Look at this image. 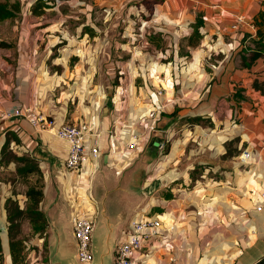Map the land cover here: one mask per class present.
<instances>
[{
  "label": "crops",
  "instance_id": "1",
  "mask_svg": "<svg viewBox=\"0 0 264 264\" xmlns=\"http://www.w3.org/2000/svg\"><path fill=\"white\" fill-rule=\"evenodd\" d=\"M36 1L21 0V14L16 20H19L18 25L22 31L18 35L16 46L0 48V55L1 53L5 55L3 58L0 56V152L7 130H12L21 139L20 144H13L14 148L38 158L39 165L44 171L45 196L41 208L49 219L47 226L51 233L48 239L52 249L56 241L53 230L59 232V238L61 237L59 241L62 239L67 241L68 233H70L77 243L73 227L75 213L90 209L93 215L97 216L98 198L94 195V179L97 172L102 170L101 182L105 194L117 189V192L124 191L130 199L133 197L130 216L116 229L115 243H112L110 239L107 241L111 246L112 255L116 243L130 231L132 219L160 215L176 223L175 236L165 246L159 241L156 242L153 252H148V255L141 259L143 264H172L173 257L176 258V264H256L262 260L264 258V216L256 209V203L260 193L264 191V92L260 89L262 94L259 97L255 96L250 99L246 97V104L242 105V108L238 110L234 107L233 109L232 105L237 106V102L230 100L228 103L225 98L228 97V90L232 89L233 79L239 76L227 72L230 67L220 69L217 67L210 73L215 79L207 85L209 78L204 80L206 74L202 71L207 72L204 63L214 48L228 51L227 54L231 55L239 49L237 46L242 44V41L256 37L257 33L245 24L240 25L239 28H234L232 24L235 22V15L240 13H249L250 16L248 14L247 16L254 20L258 11L264 9L263 0H164L152 4L151 8L156 11L153 19L157 22L153 20L157 25L153 24L155 33H152L160 34L167 40H170L172 36L177 37L178 41L176 40L173 46H171L172 43H168L170 47L167 52L174 55H179L181 38L191 36L194 32V23L198 16L201 15L204 21L200 27V32L204 36L203 44L195 50L194 46L191 47L194 44L188 45L187 48V53L192 54V57L187 60L189 61L187 72L192 79L187 83L191 88L186 90L185 106L181 108L178 104L179 106L176 105L174 110L171 105L168 112H162L159 95L161 90L154 92L150 87L153 81L156 82L161 73L167 72L168 69L171 77L167 75L168 82L165 81V84L170 88L174 86V83L179 82L178 71H176L178 73L176 82L172 76L173 70L178 68L177 61L172 60L168 65L152 64L154 72L153 77L148 75L149 79L143 74L145 84L141 88V93L132 98L134 104L128 103L115 92L113 96L111 94L107 96L103 92L100 97L96 96V93L90 94L91 98L94 96V99L88 100L90 102L83 100L81 96H86L79 93L78 98L72 99V90L68 88L70 84L68 78L71 77L69 61L72 64L75 63L74 65L79 64L76 67L77 72H80L83 52L80 50L69 52L65 48L56 46L53 48L54 46H49L48 43L42 46L43 41H39L46 36L52 40L53 32L62 31L54 26L57 17L49 15V12H57L65 0L61 3L57 1L51 3L52 6L40 7L39 12H34ZM140 2L144 5V0ZM93 3H96V0L85 4ZM228 8L238 12H232L234 16H230L226 12ZM167 9L170 10V14L176 13L178 17L171 18L174 16H170ZM197 9H199L198 13H191L192 10L195 12ZM165 24L178 26L179 29L168 34L166 30L169 31V29L165 28ZM42 32L43 35H41ZM209 37L212 41L216 38L218 42L215 44H211V41L207 42ZM259 61L257 59L258 64ZM111 63L115 65L119 61ZM129 67L130 64L127 67L124 63L118 64L113 76L118 75L122 82L127 78L125 68ZM89 68L88 70L93 71L94 74L98 66L94 64ZM108 72L111 77L112 71ZM77 75L82 77L81 73ZM89 76L91 77L90 74H85L82 79L77 78L75 82L78 84L86 82L84 86H87L93 81ZM110 77L107 82L111 84L107 86L113 88L115 84ZM105 82H96L97 88L105 86ZM158 84L161 82L156 83L157 86ZM205 85L208 90H203ZM117 86L122 87V85ZM196 86H200V89L195 88ZM179 98L178 96L173 101ZM18 104L33 106L55 120L57 126L66 121L88 122L91 127L89 144L93 147L94 139L97 140L99 156H93L83 170H68L65 160L69 142L59 138L53 130H38L28 124L24 118L5 113L7 109ZM69 105H72L73 109L69 110ZM153 110L157 112L151 115ZM224 112L228 114H226L227 118H236L240 120V123L235 121L234 127L222 128L215 133L199 124L202 118H210L216 123L217 119L221 118L219 114ZM197 116L200 117L199 120L193 119ZM181 118L186 119L185 126H181L184 128L182 134L202 135L203 141L205 137L211 135L207 144L213 149L211 155L218 157V160H223L219 157L220 153L226 151L225 141L240 135L239 148L242 150V155L239 158L241 160L235 161L233 179H230L231 171L227 173L229 181L223 178L219 180L207 178L205 180L208 181L205 182L202 178H196V184L191 190H182V188L170 185L168 193L172 195L174 193V197L172 195L170 197L161 196L155 202L149 201L147 196L151 189L153 176L148 177L147 180L143 178L145 169L147 166L149 169L152 164L151 162L146 163L144 157L149 148H152L155 156L158 154L157 151L163 155L164 142L171 140L166 150L169 153L163 155L168 158L158 164V170H165L172 159L175 164L173 165L177 166L179 160L177 156L179 154L180 157V152L184 151L182 139L175 137L179 133L175 123ZM136 132L141 134L139 147L131 148L128 143L131 142ZM152 135L154 137L150 140ZM204 144L200 143L199 149L203 148ZM245 152H249L246 157H244ZM193 153L195 150L191 148L190 154ZM200 161L205 166V163L210 160ZM211 166L214 168V165ZM193 167L194 164L187 166V171L183 172L177 167L167 169L165 176L158 175L157 177L158 179L159 177L160 179L165 178L167 183L175 182L180 177H184L186 182L192 181L190 168ZM209 170L206 167L205 171ZM200 176L206 177L205 174ZM88 180H91V189L85 191ZM177 189L178 193L175 191ZM7 222V210L3 204L0 210V224L4 225ZM44 241L45 237L38 235L30 240V243L36 247L27 254V264H48L44 262L41 253ZM3 245L4 264H12L8 236H3ZM27 247L29 249L30 246ZM62 253L68 255L66 250Z\"/></svg>",
  "mask_w": 264,
  "mask_h": 264
},
{
  "label": "rangeland",
  "instance_id": "2",
  "mask_svg": "<svg viewBox=\"0 0 264 264\" xmlns=\"http://www.w3.org/2000/svg\"><path fill=\"white\" fill-rule=\"evenodd\" d=\"M90 1L91 0H65V3L60 7V9L57 10V12L50 11L49 15L57 17V22L54 26H57V28H60L62 31H59V33L53 32L54 35L52 36V40H49V37L47 36L39 40L40 42L43 41L42 46H45V43H48L49 46H54L53 48L61 47L65 48L66 51L68 50L69 52H76L75 50H80V52H83V56L81 57L83 61H80V63L82 64L80 72H77L76 67L79 64L74 65L75 63L72 64L71 61H69L71 67V73L69 74H71V77L68 78L70 79L68 88L72 90V99L78 98L79 93L80 95L83 94L86 96H81L83 100L90 102L92 99H94V96L93 98H91L92 96L90 94L96 93V96L100 97L103 92L107 94V96L109 94L113 96L115 92L118 93V95H120L122 98H124V100H127L128 103L134 104L132 98L141 93V88L145 84L143 74H145L146 78L149 74L153 77L152 73L154 71L152 69V64L168 65L170 60H172L173 62L177 61L178 63V68L173 70L172 76L174 77V82H176V74L179 73V82L174 83V86L170 88L165 84V81L168 82L166 80L167 75L171 77L168 69L167 72L163 71L161 73L156 82L153 81L150 89H152L154 92L156 90L158 91V89L161 90V94L159 95L161 96L160 98L163 108L162 112H168V108H170L171 105H173L172 109L174 110L176 108V105L178 104H180V106L178 105L179 107L183 108L185 106L184 96H186V90L191 88L187 83L190 79H192V77H190L189 73L187 72V65L189 64V61L187 60L192 57V54L189 52L187 53V48L190 44H194L191 46L192 48L194 46V50L198 47H201L204 38L203 34L200 33V36H198L197 34L192 33V37L190 35H187L181 38V40L179 41V55H174L173 53L167 52L170 47L168 43H172L171 46H173L174 42L177 40V37L175 38L172 36L170 40H167L160 34H154L155 31H153V24L157 25V22L156 19H153L156 15V11L154 10V8H151L153 7V3L149 1L146 2L145 0L144 5L140 2L142 0H96V3L85 4L89 3ZM198 11L199 9H197L195 12L194 10H192L191 13L196 14V12L198 13ZM167 12L170 16H174L171 18L178 17L176 13L170 14L169 9H167ZM226 12L230 14V16H234L232 12L236 13L238 11L232 8H228ZM247 14L250 16L249 13ZM16 18H19V16L0 22V38H3L0 40L8 39L9 42L14 44V46L12 47L16 46L18 35L22 31V28H20V26L18 25L19 20H16ZM153 20L156 23H154ZM84 27H88L89 29L83 31ZM165 28L169 29V31L166 30L168 34H171V31L174 32L179 29L178 26L174 27L172 24L171 26L167 24ZM41 35H43V32ZM225 39L228 40L227 37H225ZM47 40H49V42ZM206 41H211V44H215L216 42H218L216 38L214 39V41H212L211 37H209V39H207ZM259 41L260 39L257 35L253 39H248L246 41L244 40L242 41V44H239L237 46V48L239 49L231 55L227 54L228 51H221L220 48H214L212 54L207 58L208 61H205L207 64L204 63L207 72L204 73L202 71V73L206 74L204 80H207V78H209L207 85L213 82V80L215 79H213L212 77L213 74L210 73L215 71L217 67L219 69L221 67H230L227 69V72H231V74H237L239 76L238 78L233 79L232 89L228 90V97L225 98V101L228 103L230 100L235 101V103L237 102V106L232 105L233 109H235L234 107H237L238 110L239 108H242V105L246 104V97L247 99H250L255 96L259 97L260 94H262L260 93V89L255 90L253 82L256 77L259 81L264 80V56H261L259 58V64L257 63V60L252 63V66L256 64L254 67L243 66V56L246 55L250 58L252 48H255L256 44H259ZM0 56L1 58H3V56L5 57L4 53H1ZM113 61H119L118 64L121 65L122 63H124L126 67L130 64V67L128 69L125 68L127 78H125L122 82H120L118 75L113 76V72L117 70L118 66L117 63L113 65V63H111ZM94 64H97L98 69L93 74V71H90L88 69H90L89 67ZM109 70L112 71L111 77L109 75L110 73L108 72ZM176 71H178V73H176ZM80 73L82 74V77L85 74H90V79H93L91 84L84 86L86 82L80 84H78V82L76 83L75 81H77V78L82 79L81 76L77 75H80ZM109 77L113 81V84H115L113 88H109V86H107L111 84L107 82L109 81ZM101 81H103V83L106 81V85L97 88L98 84L96 82L99 83ZM158 82H161V84H158L157 86L156 83ZM200 82L203 83V81ZM184 84L186 87L184 86ZM117 85H122V87L118 88L119 86ZM207 85H205V88L203 90L207 89ZM199 87L200 86H196L195 88H198L199 90ZM208 88H210V86ZM235 94H237L238 96ZM178 96L180 98L176 99L177 101L174 102L173 99ZM89 99L90 101H88ZM255 101H259V99H255ZM68 109H73L72 105H69ZM226 114V112L219 114L221 118L220 120L217 119L218 123H214L210 118H202L199 120V124L204 126L205 129L207 128L208 131H214L215 133V131H218L222 128L226 129L229 126L234 127L233 125H235V121H239L240 123V120H236V118H227ZM185 120L186 119L181 118L177 123H175V127H178L179 129V133L175 137L178 139H182L184 151L180 152V157L179 154L177 156V158H179L177 166H174V160L172 159L169 163V166L166 167L165 170L167 171V169L177 167L179 171L183 172L187 171V166H193L194 164V167L190 168L193 180H188L186 182L183 179L184 177H180L175 182L167 183L165 178L160 179L159 177L158 179V175H166L164 169L158 170V164L163 160H167L168 156L164 157L163 155L169 153V151L166 152V150L169 147L171 140H166L164 142L163 155L160 154L159 151H157L158 154L155 156L152 153V148H149L148 153L144 158H146V163L151 162L152 165H150L149 169L147 166L143 178V180H147L148 177L153 176L151 189L150 192H148L147 196V199L149 201L155 202L157 201V198L161 196H167V193L170 192V185L171 187L174 186L176 188H182V190H191L196 184V178H202V180L205 182L208 181L205 180L207 178L218 180L223 178L224 180L229 181V176L227 173L231 171L230 179H233V176L235 175V161H240L241 159L239 158V156L242 155V150L239 148V140L241 136L239 135L225 141L224 144L226 151H224V153H220L219 157L223 160H218V157L211 155V153H213V149L207 144V142L210 141L211 135L205 137V140L203 141L202 135L192 136L190 134L185 135L186 133L182 134L184 128H181V126H185ZM153 137V135L150 136V140H152ZM186 140L187 142H185ZM200 143L205 144L203 148L199 149ZM191 148L195 150V153L190 154ZM13 150L15 152L17 151L18 155L23 154L22 151L20 152L15 148ZM203 159L210 161L206 162L205 166H203V163H201L200 161ZM219 162H221V164ZM211 165H214V168ZM206 167L210 169L208 172L205 171ZM102 173L103 171L99 170L94 179V195L98 198V214L97 216H94L95 227L92 232L91 244V248L94 254V262L101 261L102 253L106 252L109 248L107 242L109 239L112 241V243H115L117 239L116 229L121 224V222L123 223L128 218V216H130V209L133 205V197L130 199L128 195L124 194V191L117 192V189H113L111 192H107L106 194L103 192L101 182ZM201 174H205L206 177H202L203 175L200 176ZM41 182H44V179H41L37 173H19L17 171L15 162H10L8 164L2 165L0 164V210L2 209V205H5L6 199L9 196L18 198L21 206H25L27 204L26 191L28 187L32 184ZM87 183L91 186V180H88ZM175 191L177 193L179 192L178 189ZM174 196L175 194L173 193L172 197ZM117 221H119L120 223ZM5 225L7 227V224H4V226ZM53 232L56 236L55 249L53 250L55 252V257L61 260L62 258L66 260H62L63 264H82L77 257V243L74 237L71 236L70 233H68L69 239L67 241L66 239H62L59 241V239H61V237L59 238V232L56 230H53ZM50 233L51 230H48V226L46 227L44 232L36 233L32 228L31 220L27 217H24L22 219L21 234L25 237L26 242H28V246H30L29 249H27V254H29V251L32 248L36 247L34 244L30 243V240L33 237H36L37 235L45 237L41 253L44 262L48 264H50V256L52 250V246H50L48 239ZM3 236H8L7 230L3 231ZM46 242H48L49 244L48 248H46L44 245ZM63 250L64 252L66 250L68 255H64V253H62ZM56 251H58L57 255ZM61 254L62 258H60ZM112 262L113 255L109 253L104 257V264H112Z\"/></svg>",
  "mask_w": 264,
  "mask_h": 264
},
{
  "label": "built area",
  "instance_id": "3",
  "mask_svg": "<svg viewBox=\"0 0 264 264\" xmlns=\"http://www.w3.org/2000/svg\"><path fill=\"white\" fill-rule=\"evenodd\" d=\"M61 3L62 0H56ZM245 24L257 33V25L247 14L240 13L235 15V22L232 24L234 28H239ZM156 110L151 112L154 115ZM7 114H13L24 118L28 124L38 130H53L56 135L69 142L68 154L65 160V166L68 170H83L92 157H98L100 154L97 140L94 139V146L89 144L91 127L86 121L64 122L61 125L56 124L46 114L37 110L28 104H18L5 111ZM141 134L136 132L133 139L128 143L131 148H138ZM249 152L244 153V157ZM91 189L90 184L87 185L85 191ZM256 209L264 216V191L260 193L256 203ZM74 234L77 239V257L82 264H92L94 254L91 248L92 232L95 227V219L92 211L84 210L75 213L73 216ZM176 223L168 221L160 215H152L143 218H134L130 223V231L122 237L115 245L113 250V264H143L148 252H153L156 248V242L166 245L170 239L175 236ZM175 257L172 258L175 263Z\"/></svg>",
  "mask_w": 264,
  "mask_h": 264
},
{
  "label": "trees",
  "instance_id": "4",
  "mask_svg": "<svg viewBox=\"0 0 264 264\" xmlns=\"http://www.w3.org/2000/svg\"><path fill=\"white\" fill-rule=\"evenodd\" d=\"M51 1V2H48ZM146 2H162L164 0H145ZM56 0H37L33 11L39 12L38 8L44 6H52ZM264 3V0H263ZM22 9L21 0H0V21L9 18H15L20 15ZM257 25V36L260 39L259 44H256L255 48H252L251 57L244 55L243 56V66L251 67L252 63L259 59L261 56H264V9H260L254 19ZM203 18L198 16L196 22L194 23L195 30L193 33L200 36V27L203 24ZM89 29L84 27L83 31ZM192 37V36H191ZM14 46L13 43L0 40V47L9 48ZM254 87L261 89L264 92V80L259 81L258 78L254 79ZM193 119H200L199 116ZM20 144V137L12 130H7L6 139L1 148L0 152V164H8L10 162H15L17 171L19 173H37L42 179L44 176V171L39 165V160L36 156L23 152V154L18 155L17 151L13 149V144ZM21 162V164H20ZM27 195V204L21 206L18 198L9 196L6 199L5 207L7 210V227L9 245L11 251V260L12 264H27V249L28 244L25 240V237L21 234L22 232V219L27 217L32 222V228L34 232L42 233L45 231L49 219L46 212L41 208L42 200L45 196L44 192V182L32 184L28 187L26 191ZM171 193H167V196H171ZM3 229L0 224V264H4V245H3ZM45 247L48 248L49 244L46 242ZM256 264H264V258L258 261Z\"/></svg>",
  "mask_w": 264,
  "mask_h": 264
},
{
  "label": "water",
  "instance_id": "5",
  "mask_svg": "<svg viewBox=\"0 0 264 264\" xmlns=\"http://www.w3.org/2000/svg\"><path fill=\"white\" fill-rule=\"evenodd\" d=\"M1 228L4 230V229H6V226L1 225ZM108 245H109V244H108ZM54 249H55V247H54V248L52 249V251H51L50 263H51V264H63V261H62V260H64V259L62 258V256L60 257V258H62V260L59 259V258H56V257H55V252L53 251ZM110 251H111V246L109 245L108 250L102 254V259H101V261H99V262H94V261H93L92 264H104V257H105L107 254H109ZM57 252H58V251H56V255H57ZM64 261H66V260H64Z\"/></svg>",
  "mask_w": 264,
  "mask_h": 264
}]
</instances>
